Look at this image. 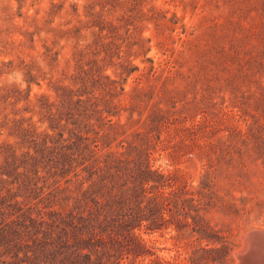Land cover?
I'll return each mask as SVG.
<instances>
[{
	"label": "rangeland",
	"instance_id": "374dc122",
	"mask_svg": "<svg viewBox=\"0 0 264 264\" xmlns=\"http://www.w3.org/2000/svg\"><path fill=\"white\" fill-rule=\"evenodd\" d=\"M74 131L133 143L161 194L125 264H237L264 235V0H0V165Z\"/></svg>",
	"mask_w": 264,
	"mask_h": 264
},
{
	"label": "trees",
	"instance_id": "16d2710c",
	"mask_svg": "<svg viewBox=\"0 0 264 264\" xmlns=\"http://www.w3.org/2000/svg\"><path fill=\"white\" fill-rule=\"evenodd\" d=\"M85 141L76 131L44 135L0 165V264H125L141 256L135 229L157 225L162 203L145 187L152 172L140 155L132 158L133 143L100 159Z\"/></svg>",
	"mask_w": 264,
	"mask_h": 264
},
{
	"label": "bare ground",
	"instance_id": "6f19581e",
	"mask_svg": "<svg viewBox=\"0 0 264 264\" xmlns=\"http://www.w3.org/2000/svg\"><path fill=\"white\" fill-rule=\"evenodd\" d=\"M253 233H246L243 236V244L241 249L236 253L237 264H264V235L261 234L259 243L255 240L254 245L249 240V235Z\"/></svg>",
	"mask_w": 264,
	"mask_h": 264
},
{
	"label": "water",
	"instance_id": "95a60500",
	"mask_svg": "<svg viewBox=\"0 0 264 264\" xmlns=\"http://www.w3.org/2000/svg\"><path fill=\"white\" fill-rule=\"evenodd\" d=\"M260 238H261V233H259V232L251 233L249 235V240H250V242H252V245H254L255 240L257 241V243H259Z\"/></svg>",
	"mask_w": 264,
	"mask_h": 264
}]
</instances>
